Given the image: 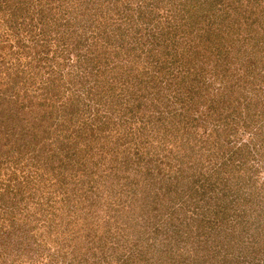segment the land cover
Here are the masks:
<instances>
[{
  "label": "rangeland",
  "instance_id": "obj_1",
  "mask_svg": "<svg viewBox=\"0 0 264 264\" xmlns=\"http://www.w3.org/2000/svg\"><path fill=\"white\" fill-rule=\"evenodd\" d=\"M0 264H264V0H0Z\"/></svg>",
  "mask_w": 264,
  "mask_h": 264
}]
</instances>
